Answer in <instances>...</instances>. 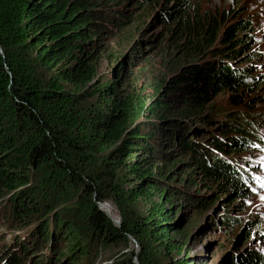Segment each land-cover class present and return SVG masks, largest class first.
<instances>
[{
	"label": "trees",
	"instance_id": "obj_1",
	"mask_svg": "<svg viewBox=\"0 0 264 264\" xmlns=\"http://www.w3.org/2000/svg\"><path fill=\"white\" fill-rule=\"evenodd\" d=\"M152 1L0 0V224L14 229L17 249L8 264H38L36 245L47 264H96L131 240L136 250L111 264H150L155 251L176 256L168 264H192L182 255L183 209L227 208L258 182L231 158L262 146L248 119L215 105L204 113L227 93L254 103L246 96L260 78L236 67L253 41L249 20L163 0L153 21L168 22L173 68L136 71L117 57L99 75L107 44L124 41L131 12ZM210 184L216 190L202 193ZM257 261L250 254L233 264Z\"/></svg>",
	"mask_w": 264,
	"mask_h": 264
},
{
	"label": "rangeland",
	"instance_id": "obj_2",
	"mask_svg": "<svg viewBox=\"0 0 264 264\" xmlns=\"http://www.w3.org/2000/svg\"><path fill=\"white\" fill-rule=\"evenodd\" d=\"M191 3L198 6L201 11L219 14L236 12L237 17L246 18L252 24L253 41L249 45V51L236 63V67L238 70L249 69L259 76V89L246 96L247 100H254V103L250 108L247 107L249 102L235 104L228 97L231 94L227 93L220 96L214 104L207 106L204 113L212 111L215 105L216 111L227 110L242 114L253 127L256 138L262 146L254 147L244 153L237 152L231 157L244 175L258 179L255 186L252 184L245 186L249 190V197H237L227 208H225L226 204H220L213 205L208 210L189 206L183 209L186 213L183 225L187 226L188 238L182 255L189 253L194 258L192 264L195 262L233 264L237 257L254 254L258 257L257 264H264V0H191ZM144 5L143 10L130 11L136 19V24L128 30L129 36L124 41L119 39L107 44V52L99 60V75H108L117 57L121 59L128 57V68L133 67L136 71L141 67L149 66L148 63L154 66L157 75H164L173 68V64H168L165 58V53L174 48L167 35L168 22L153 21L163 8L164 1L153 0ZM138 41L140 47L130 55L132 47ZM172 62L174 61L171 60L170 63ZM218 117L219 121H224L222 116L218 115ZM217 127L214 126L215 129ZM214 190L216 187L210 184L209 189L202 193L210 194ZM100 207L118 224V214L112 204L106 203ZM3 214V209L0 207V215ZM178 219L179 217L176 220ZM227 220H229L228 225H225ZM250 223L252 225L250 235L243 238L244 229ZM15 234L14 229L10 230L5 224H0V264H8L9 258L17 252L15 246L11 249ZM18 234L24 236L25 231ZM38 247L40 249V246L36 245L35 250H39ZM136 248L133 240L129 242L128 248L112 247L102 254L96 264H111L122 253ZM35 250H30L34 255V261H39L38 264H47L45 258L48 251L35 253ZM19 251L22 255L21 250ZM153 256L154 259L150 264H168L176 258L160 251H155Z\"/></svg>",
	"mask_w": 264,
	"mask_h": 264
}]
</instances>
